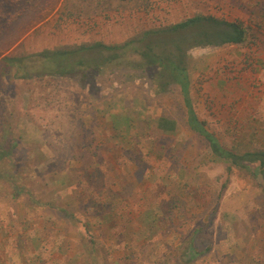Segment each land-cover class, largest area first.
I'll return each mask as SVG.
<instances>
[{
    "label": "rangeland",
    "instance_id": "obj_1",
    "mask_svg": "<svg viewBox=\"0 0 264 264\" xmlns=\"http://www.w3.org/2000/svg\"><path fill=\"white\" fill-rule=\"evenodd\" d=\"M30 2L0 0V57L121 45L196 15L241 22L245 42L188 50L189 96L224 148L264 149V0ZM126 57L65 77L0 71V264H264V177L228 173L186 126L178 85L158 91L157 70ZM157 203L171 222L151 221Z\"/></svg>",
    "mask_w": 264,
    "mask_h": 264
},
{
    "label": "trees",
    "instance_id": "obj_2",
    "mask_svg": "<svg viewBox=\"0 0 264 264\" xmlns=\"http://www.w3.org/2000/svg\"><path fill=\"white\" fill-rule=\"evenodd\" d=\"M11 1L17 3L22 0ZM28 1H32L30 4L34 6L39 3V0ZM246 39L247 30L241 22L196 15L175 24L145 30L136 38H130L121 45L94 42L74 47L45 49L27 56H1L0 71L8 78L29 80L47 75L60 77L81 75L88 69L97 72L115 66L118 61L126 59L128 54L134 53L141 59L139 61L141 64L136 65L137 67L140 69L153 67L157 70L158 91H166V87L171 84L178 85L185 106V124L207 144L213 159L224 162L228 173L245 172L252 178L259 179L264 177V149L238 153L224 148L215 135L206 129L205 123L198 119L189 96L188 50L195 47L241 44ZM136 43L141 46L136 48L134 46ZM123 65L128 66L127 60ZM158 126L165 132L174 130V123L170 120L161 119ZM6 137L7 135L4 134L0 139V163L11 155L12 146ZM175 200L177 201L178 198L173 199ZM181 201L179 207L185 204ZM156 206L157 210L151 213V221L155 223L158 221L159 225L168 219L171 222L172 216L164 214V204L157 203ZM121 230L124 232L125 227L123 226ZM147 239L146 234H139L135 237V243L142 245L144 242L147 243Z\"/></svg>",
    "mask_w": 264,
    "mask_h": 264
}]
</instances>
